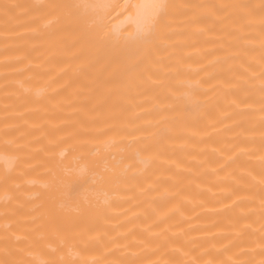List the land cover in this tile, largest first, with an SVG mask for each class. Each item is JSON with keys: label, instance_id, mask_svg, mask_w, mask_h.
<instances>
[{"label": "bare ground", "instance_id": "1", "mask_svg": "<svg viewBox=\"0 0 264 264\" xmlns=\"http://www.w3.org/2000/svg\"><path fill=\"white\" fill-rule=\"evenodd\" d=\"M0 264H264V0H0Z\"/></svg>", "mask_w": 264, "mask_h": 264}]
</instances>
